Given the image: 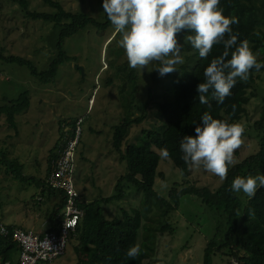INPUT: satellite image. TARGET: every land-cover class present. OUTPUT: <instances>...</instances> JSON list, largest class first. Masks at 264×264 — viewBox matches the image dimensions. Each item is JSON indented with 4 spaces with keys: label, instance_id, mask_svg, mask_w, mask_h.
<instances>
[{
    "label": "rangeland",
    "instance_id": "1",
    "mask_svg": "<svg viewBox=\"0 0 264 264\" xmlns=\"http://www.w3.org/2000/svg\"><path fill=\"white\" fill-rule=\"evenodd\" d=\"M47 1L60 4L67 13L86 15L100 24L106 21L103 0H0V55L25 59L38 72L48 70L55 57L60 28L51 22L26 17L27 12L56 14L57 10ZM23 2L26 8L21 4ZM120 39L121 35L115 32L111 22L103 32L88 28L65 39L63 49L73 60L61 65L54 81L48 84L32 77L26 67L0 60V107L7 101H16L24 93L29 96L28 109L15 116V129L8 126L5 116L0 117V151L10 161L23 166L25 177L44 182L48 164L51 167L49 155H54L65 142L62 138L71 134L75 120L82 119L72 173L76 189L88 202L117 194L115 186L126 173V164L114 151L112 137L125 112L121 92L129 90L122 68L132 70L119 44ZM177 39H181L179 35ZM181 54L184 63L177 65V71L171 74L160 76L156 70L160 67L158 63L142 71L133 69L139 77L131 110L134 119L144 117V121L129 128L122 142V152L129 145L140 146L146 133L160 131L156 109L151 106L146 113L143 107L150 88L156 102L172 100L171 77L178 75L183 66L191 64L186 62L187 52ZM247 98L246 113L239 121L246 128L245 141L234 153L231 166L258 151L259 136L253 125L264 101V72L258 74ZM151 150L160 157L157 173L163 175V179L155 177L153 189L158 196L167 199L169 191L175 185H182L184 178L169 159L163 158L154 147ZM189 170L185 186L207 187L214 191L224 183L203 167H190ZM124 192L126 197L122 201L103 204L107 220L120 218L122 210L141 209V192L128 186H124ZM236 195L242 204L246 203L248 197L243 192ZM57 202L58 198L54 194L48 195L47 189L14 180L10 171L0 168V225L46 232ZM160 213L154 208L150 213L142 211L137 244L151 250L144 264H202L206 235L213 234L219 215L213 214V218L199 200L189 196L182 197L177 211L164 218ZM13 261H18V256ZM213 263L229 264L230 261L216 256ZM49 264H77L73 248L68 245L64 255Z\"/></svg>",
    "mask_w": 264,
    "mask_h": 264
},
{
    "label": "trees",
    "instance_id": "2",
    "mask_svg": "<svg viewBox=\"0 0 264 264\" xmlns=\"http://www.w3.org/2000/svg\"><path fill=\"white\" fill-rule=\"evenodd\" d=\"M47 2L57 10L56 14L27 12L26 17L33 21L51 22L60 28L55 57L50 62L48 70L38 72L35 66L25 59L0 55V60L26 67L32 77L44 84L53 82L58 68L73 60L63 49L65 39L88 28L103 32L110 26L107 15L105 23L100 24L86 15L67 13L58 3ZM21 4L26 8L25 2ZM219 7L223 9L224 16L238 19V23L231 25L233 34H238L237 44L229 49L227 59H231V52L235 51L241 42L247 40L252 51L259 54L258 62H264V0H220ZM190 34L193 33L182 31L178 34L181 38L178 42L183 45L182 51L187 52L186 62L191 64L183 66L178 75L171 77L172 100L156 102L152 89L148 90V99L143 110L147 113L151 110V106L156 109V115L161 122L160 131L146 133L140 146L129 145L124 152L121 150L122 142L129 128L142 123L144 117L134 119L131 110L139 75L133 69L122 68L123 75L129 83V90L121 92L125 112L119 125L114 128L112 145L120 161L126 164V173L115 186L116 195L92 202L81 197L80 208L84 211V216L68 241V245L74 250L77 264H144L151 251L144 245L140 247V254L136 258L127 256L128 249L137 244L142 228V211L150 213L154 208L159 210L160 216L164 218L168 213L179 209L180 200L184 196L199 200L201 206L207 209L211 216L218 214L220 217V220L216 219L213 234L206 235L202 264H214L213 258L216 256L221 259L228 258L229 264H232L231 262L264 264V187L258 188L255 196L247 198L245 204L241 203L235 192L230 191L232 182L237 176L264 174V101L259 118L253 125L259 136L257 153L235 166L230 165L227 177L218 189L212 191L207 187L185 186L188 184L190 166L182 159L183 153L180 150V143L185 135L195 136V127L201 126V117L205 112L214 119L227 120L229 123L239 122L246 113L247 92L258 79V74L264 72V68L258 72L252 69L246 82L238 79L231 89V95L226 97L222 104L217 103L211 90L206 94L209 103L202 104L199 102L196 88L199 83L205 82V68L212 59L223 55L224 46L214 45L209 56L202 59L198 50L185 42V36ZM28 107L29 96L24 93L16 101H7L1 106L0 117L5 116L8 126L15 129V116L26 111ZM152 147L159 152L160 149L167 148L170 153L168 159L184 178L182 185H175L169 191L167 199L158 196L153 189L155 177L163 179V175L157 173L160 157L151 150ZM57 148L58 146L54 147V151ZM52 154L51 163L57 157L56 153ZM0 168L10 171L14 180L32 183L38 188L47 189L49 195L55 193L58 195L59 203L50 216L52 224L58 227L60 223L57 216L63 210V195L48 188L45 184L46 178L41 182L25 177L23 166L16 161H10L3 151H0ZM50 170L51 167L48 168L46 177ZM124 186L133 187L141 192V209L122 210L120 218L107 220L102 206L114 201H122L126 197ZM164 228L162 227L161 230ZM18 255V246L10 238L0 239V264H18V261H13Z\"/></svg>",
    "mask_w": 264,
    "mask_h": 264
},
{
    "label": "clouds",
    "instance_id": "3",
    "mask_svg": "<svg viewBox=\"0 0 264 264\" xmlns=\"http://www.w3.org/2000/svg\"><path fill=\"white\" fill-rule=\"evenodd\" d=\"M219 5L220 0H103L104 13L121 35L119 44L132 69L142 71L158 63L160 76L177 71L176 66L184 63L183 45L177 39L182 31L193 33L185 36V42L198 50L202 59L209 56L214 45L223 44V55L211 60L204 70L205 82L196 88L202 104L209 103L206 94L210 90L217 103L222 104L238 79L246 82L252 69L258 72L264 68V62H258L259 54L252 51L247 40L227 59L229 49L237 44L238 34H233L231 25L238 19L224 16ZM245 131L241 122L214 119L205 112L201 126L195 127V136L185 135L180 143L182 159L190 167H203L223 181L234 163V153L245 141ZM160 154L170 158L167 148L160 149ZM260 187H264V174L237 176L230 191L253 198ZM140 251L136 244L128 249L127 256L134 259Z\"/></svg>",
    "mask_w": 264,
    "mask_h": 264
},
{
    "label": "built area",
    "instance_id": "4",
    "mask_svg": "<svg viewBox=\"0 0 264 264\" xmlns=\"http://www.w3.org/2000/svg\"><path fill=\"white\" fill-rule=\"evenodd\" d=\"M82 123V119H77L71 134L64 137L65 142L57 150V157L51 163V170L45 180L48 188L60 192L64 198L63 210L57 216L59 226L52 225L50 231L37 233L0 225V239L10 238L18 246V264H49L63 256L69 238L83 219L81 196L72 176Z\"/></svg>",
    "mask_w": 264,
    "mask_h": 264
},
{
    "label": "crops",
    "instance_id": "5",
    "mask_svg": "<svg viewBox=\"0 0 264 264\" xmlns=\"http://www.w3.org/2000/svg\"><path fill=\"white\" fill-rule=\"evenodd\" d=\"M50 159H51V156L49 155V157H48V162L50 161ZM48 168H49V164H48V167H47V170H46V172H45V177H44V180H45V178H46V174H47V172H48ZM43 180V181H44ZM48 195H49V193H48ZM54 196H55V198L57 197L58 198V201H59V197H58V195L55 193L54 194ZM58 203L59 202H57L55 205H54V208L58 205ZM49 223H50V228H49V230H51V228H52V221H51V219H50V217H49ZM7 227H10V226H7ZM10 228H13V229H18V228H16V227H10ZM48 230V231H49ZM30 231V230H29ZM48 231H46V232H48ZM33 232H35V231H33ZM37 233H45V232H42V231H37Z\"/></svg>",
    "mask_w": 264,
    "mask_h": 264
},
{
    "label": "water",
    "instance_id": "6",
    "mask_svg": "<svg viewBox=\"0 0 264 264\" xmlns=\"http://www.w3.org/2000/svg\"><path fill=\"white\" fill-rule=\"evenodd\" d=\"M78 69H80V70H81V68H79V67H78Z\"/></svg>",
    "mask_w": 264,
    "mask_h": 264
}]
</instances>
